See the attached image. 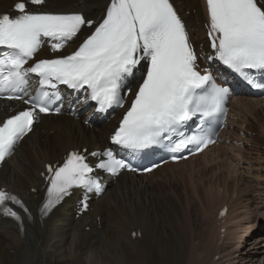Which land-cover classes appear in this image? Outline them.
<instances>
[{"label":"snow or ice","instance_id":"obj_1","mask_svg":"<svg viewBox=\"0 0 264 264\" xmlns=\"http://www.w3.org/2000/svg\"><path fill=\"white\" fill-rule=\"evenodd\" d=\"M44 3L17 0L16 15L0 14V91L11 93L6 99L27 106L0 122V163L33 130L39 113L53 111L50 105L60 99L59 85L86 90L87 98L96 101L100 111L122 107V89L125 95L132 93L125 88L126 79L142 60L147 61L146 72L112 142L142 150L168 140L174 152L189 145L202 151L214 143L210 136L188 135L184 129L198 114L206 118L224 112L229 89L217 85L207 70H198V54L171 0H109L102 20L84 36L82 29L92 28V19L82 13L28 10L29 4ZM206 8L214 50V57L208 58H218L250 84L261 87L249 70L264 71V0H206ZM78 37L81 42L70 54L35 58L44 38L53 52H60ZM33 77L39 88L35 95H28ZM90 155L98 158L95 168L108 173L130 168L111 149ZM93 171L81 151L69 152L59 166L48 164L41 214L47 215L74 188H83L86 196L102 192L103 185ZM82 203L87 209V200ZM9 204L31 215L18 196L0 189V211L22 225L21 215Z\"/></svg>","mask_w":264,"mask_h":264},{"label":"bare ground","instance_id":"obj_2","mask_svg":"<svg viewBox=\"0 0 264 264\" xmlns=\"http://www.w3.org/2000/svg\"><path fill=\"white\" fill-rule=\"evenodd\" d=\"M14 1L0 0V13ZM173 1L193 40L201 43L205 35L202 23L208 19L205 0ZM58 2L51 5L52 11L76 8L95 17L105 0ZM260 104L242 100V110H235L230 126L229 143L215 158L202 156L169 165L152 177L122 175L117 183H110L92 212L79 219L71 198L44 222L33 215L24 235L16 233L9 223L0 222V264L254 263L252 248L264 252V235L256 233L264 224V109L258 108ZM112 125L113 121L96 131L64 116L45 118L0 174V180L22 195L35 212L42 200L39 174L44 165L73 148L107 147ZM237 137L243 139L239 140L241 145H235ZM253 169L256 180L250 177ZM235 195L236 202L224 218L226 238L220 243L216 215ZM61 217L66 225L60 236H53L52 230ZM242 229L248 232V239L236 249ZM134 231L141 233L140 239H133ZM218 254H222L220 263L213 261ZM262 263L264 255L259 260Z\"/></svg>","mask_w":264,"mask_h":264},{"label":"rangeland","instance_id":"obj_3","mask_svg":"<svg viewBox=\"0 0 264 264\" xmlns=\"http://www.w3.org/2000/svg\"><path fill=\"white\" fill-rule=\"evenodd\" d=\"M58 3H61V2H58ZM55 4H57V3H55ZM252 157H253V156L250 157V158H251L250 161H251V164L254 165V160L252 159ZM250 174H251L250 177H251V178L254 177L253 179L256 180V175H257L256 170L253 169V170L250 172ZM256 233H260L259 235H262V236L264 235V224L260 225L259 229L256 230ZM250 238H251V237H250ZM254 249H255V248H252L251 251L254 253L253 255H255V260H256V261H253L254 263H252V264H259V260L263 257V255H264L263 253H264V252H263V251H260V252H259L258 250L256 251V249H255V250H254ZM256 252H257V253H256ZM260 253H261V254H260ZM258 255H260V258H259V259H258V257H257ZM256 258H257V259H256ZM216 262H217V261H216ZM250 264H251V263H250ZM262 264H263V263H262Z\"/></svg>","mask_w":264,"mask_h":264}]
</instances>
